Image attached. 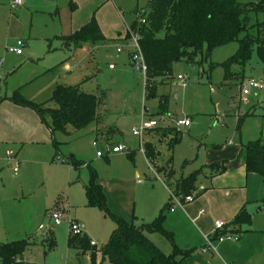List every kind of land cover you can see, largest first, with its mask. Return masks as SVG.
<instances>
[{
  "label": "rangeland",
  "instance_id": "1",
  "mask_svg": "<svg viewBox=\"0 0 264 264\" xmlns=\"http://www.w3.org/2000/svg\"><path fill=\"white\" fill-rule=\"evenodd\" d=\"M47 1L51 3L50 8L53 2L60 5L52 12H36L31 28L32 36L36 37L28 39L26 35L20 56L6 53L9 47H17V41L6 44L7 35L3 32L6 26H0V63L4 76L0 83L3 99L0 122L9 120L7 126H0L3 131L0 136L3 138L0 139V242L33 237L31 241L36 247L26 253L25 264H89L91 254L102 250L116 227L103 210L88 204L86 187L91 170L96 172L97 183L102 185L112 213L127 220L134 214L151 223L170 202V184L174 179L189 176L213 162L227 161L232 166L225 178L228 183L221 178L202 176L198 181L199 190H206L202 196L182 202L181 206L173 201L175 210L164 211V227L172 233L173 241L161 233H154L150 240L167 255L174 253V247L184 253L192 250L193 264H264V205L261 202L264 182L256 175L247 180L239 177L243 146L258 141L264 144V67L256 51L245 67L231 68L233 76L228 81L220 64L236 54L238 42L216 48L202 65L179 62L173 66L166 84L159 85L155 96L146 100L145 75L132 66L131 49L117 54L119 45L109 41L96 47L85 43L70 53L62 49L54 36L62 33L61 18L71 19L75 11L82 26L96 12L93 16L106 37L112 39L130 29L137 18L136 9L145 8L151 0H78L75 10L70 6L72 0ZM237 1L251 4L259 0ZM63 13L68 18L62 17ZM263 19L262 15L253 16L254 22ZM41 34H47L50 40H43L39 37ZM243 37L241 34L239 39ZM67 65L72 68L69 73ZM179 76L184 81H179ZM250 80L262 84V88L242 97L241 90ZM59 84L81 85L84 93L100 97L98 121L79 131L68 126V133L56 132L54 139L49 133L48 143L37 138L39 141L34 144L13 142L11 130H16L15 118L23 120L24 117L30 122L34 115L43 124L33 109L13 106L4 98L20 89L26 98L39 104L47 102V107L54 108L55 103L49 100ZM185 118L191 120V126L176 128L174 122ZM144 121L156 122L158 137L162 129L173 128L158 142L154 160H147L140 137L132 132L140 129ZM148 140L156 143V137L149 133L144 136V143ZM109 144L111 147L126 145L130 151L99 158L97 151ZM7 152L18 156L21 166L17 172ZM170 157H173L174 177L167 180L159 168ZM74 161L80 163L77 168ZM238 196L251 198L248 205L253 214L251 228L257 229L241 237L233 235L223 242L210 237L217 221L229 222L226 205ZM260 204L262 212L257 211ZM59 207L66 211L62 224L57 226L51 214ZM200 211L204 215L197 219ZM70 220L83 227L76 240L85 235L86 249L78 241V246H69ZM49 231L57 243L52 251L45 247ZM208 239L211 250L203 252L209 247ZM91 241L97 244L95 248L89 246ZM195 252L201 253L207 262ZM102 262L108 264L103 258Z\"/></svg>",
  "mask_w": 264,
  "mask_h": 264
},
{
  "label": "trees",
  "instance_id": "2",
  "mask_svg": "<svg viewBox=\"0 0 264 264\" xmlns=\"http://www.w3.org/2000/svg\"><path fill=\"white\" fill-rule=\"evenodd\" d=\"M135 14L137 18L127 33L126 41L131 37L130 31L139 36L142 55L148 68L145 76L146 100L155 96L159 85L166 84L175 64L183 61L190 65H202L213 50L232 42L239 43L236 54L220 64L225 69L226 81L232 79L231 68L236 65L245 67L255 51L264 67V19L261 22L253 21V16L262 15L264 18V0L251 4H241L237 0H151L145 8H137ZM139 16L145 18L144 24L139 23ZM241 34L244 37L239 39ZM61 40L65 50H76L85 43L96 46L110 41L103 36L95 19L72 35L61 37ZM5 99L37 112L54 137L56 132L68 133V126L79 131L97 121L101 98L84 93L80 85L59 84L49 100L55 103L54 108L47 107V102L39 104L25 98L19 90ZM171 129L173 128L162 129V133H159L160 141ZM55 145L58 147L56 141ZM144 150L147 160L156 159L155 143L146 142ZM244 150L247 173L259 174L264 181V144L260 141L251 142L244 145ZM172 163L173 157H170L159 168L168 180L174 176ZM79 165L74 161L75 168ZM207 168L213 176L226 171L224 162L213 163ZM203 174L204 168H201L174 181L170 184L171 195L182 201L188 196L197 198L203 193L198 192L197 187L199 177ZM86 196L89 206L103 210L116 225L109 241L101 250L103 259L108 264H182L184 259L191 256L192 251L184 253L177 247H174L173 254L167 255L150 240L151 234L161 233L173 241L172 233L164 227V211L171 208V198L159 217L151 223L140 221L136 217L128 222L109 210L106 195L102 186L97 183L94 170H91ZM251 223L252 215L244 207L230 225L239 234L243 226ZM76 237L79 236L69 237V246H78V241L81 248L86 249L88 244L85 242V235L80 240H76ZM33 246L35 243L30 238L0 243L1 264H24V255ZM56 246L54 234L49 231L45 247L47 251H52ZM95 259L93 252L92 264H96Z\"/></svg>",
  "mask_w": 264,
  "mask_h": 264
},
{
  "label": "crops",
  "instance_id": "3",
  "mask_svg": "<svg viewBox=\"0 0 264 264\" xmlns=\"http://www.w3.org/2000/svg\"><path fill=\"white\" fill-rule=\"evenodd\" d=\"M75 1L78 2V0H72L71 1V4H70L71 9H74V10L77 9L76 2ZM49 4H51V3H49L47 0H24L23 3L20 6H12L10 0H0V26H2V25L3 26L4 25L6 26V31L3 30V32H5L6 35H7V43L6 44H11V43H14V41H17V45H18V43L21 41L23 43V46H24V42L23 41H25V37H26L27 34H28V39L29 38H32V37H36V36H32V29H31V28H33V23H34V18L36 16V12L37 11H40L42 13L43 12H49V11L52 12L56 8V6H59L60 5L58 3H54L53 2L52 7L50 8ZM93 7H95V6H93ZM58 11H59V9L57 8V12ZM72 14L73 15H72V18L71 19L64 20L63 18H61V20H62V27H61L62 33H61V35L59 34V35L54 36V37H56L60 41L63 50H65V48L63 46V41L61 40V37H67V36L72 35L76 31L80 30L82 27H84L85 25H87L92 19H95L94 16H96V12H95L93 14L94 16L92 15L90 17V20L88 22L82 24V26H79L80 25L79 24V21L76 19V12L74 11ZM62 17L68 18V17L65 16V13H63ZM75 19H76V21H75ZM98 24H99V22H98ZM99 27H100V29L102 31L103 36L107 40H110L111 43H115L116 45H119V46H124V49L129 48L128 45H127V43H128L129 40L126 41V36H127L128 31H129V28H126V32H124V33L119 32V34L117 36H115V37H113L111 39V38L106 37V35L104 34L103 29L101 28L100 24H99ZM47 34H49V33H47ZM47 34H41V36H39V37H42L43 40H50V39H48ZM107 42H109V41H107ZM101 44H104V43H101ZM98 45H100V44H98ZM98 45H96V46H98ZM96 46H94V47H96ZM49 48H50L49 50H51V46ZM67 51L70 52V53H72L74 51V49H70V50H67ZM6 53L12 54L11 52L8 51V49H7V52ZM9 54H5V56H8ZM13 54H16V53H13ZM16 56H20V55L16 54ZM69 58H71V57H69ZM2 62H4V60ZM65 62L67 63V60H65L64 63ZM0 65H1V63H0ZM66 70H67L68 73L71 72V70H72L71 66L70 65H67L66 66ZM0 83H2V81ZM80 87H81V85H80ZM15 91H17V90H15ZM19 91H21V90L19 89ZM13 93H12V95H13ZM8 97H10V96H6L5 98H8ZM1 98L2 97H0V99ZM4 101L9 102V104H13V106H18L19 108H22V109H26L27 108V107H23V106L16 105V104L12 103L11 101H9L7 99H5ZM1 103H2V101L0 102V104ZM30 109L31 108H28V111ZM19 110H21V109H19ZM21 111L24 112V115L26 114V111H24V110H21ZM9 118H12L11 115L9 116ZM99 118H100V112H99ZM185 119H189V118H185ZM40 120H41V118H40ZM177 120H181V119H177ZM14 122H15L14 128L16 130H13V129L11 130V133L14 135L13 136L14 137L13 138V142H19V143L29 142V143H33L34 144L35 142L37 143V141H39V140H40V142H43V143H48L50 141L49 133H50V135H52V133L50 132V130L45 126V124L41 120L42 124L46 127V129H45L46 131H43L42 128L44 126L39 123V120L34 115H31L30 122L29 121H26V119H24V117H23V120L20 119V118L19 119L18 118H15L14 119ZM175 122H174V125H175ZM7 123H9V120H7V122H5V120L4 121H1L0 122V126H2V125H6L7 126ZM30 123H33V126H30ZM175 127H176V125H175ZM170 128H172V127H166V129H170ZM186 128H188V127H186ZM6 129H7V127H6ZM157 130L156 131H152V132L150 131V132H147L146 133V134L149 133L150 136H153L154 135L156 137V140H155L156 147L158 146V141L160 142L159 137L155 135L156 133H158ZM4 132H5V130H4ZM2 135H3V131L0 130V136L2 137ZM52 137H53V135H52ZM35 138H37L39 140H36ZM0 139H3V138H0ZM142 140H143V141H141L142 142V149H143V152L145 154V150H144V144H145L144 143V137H143ZM147 142H149V140ZM117 145H120V144H117ZM117 145L115 144V146H117ZM115 146H113V147H115ZM157 152H158V147H157ZM244 153H245V150H244V146H243V150H242V154H241V158H240V171H239V177L241 178V180H242L243 177H246V180H247L250 176H255L256 175V176H258L261 179L262 182H264L263 181V178L259 174L247 173L246 166H245V163H244ZM119 154H121V153H119ZM109 155H111V154H108L107 156H104L102 158H108ZM112 155H118V154H112ZM15 157H18V156L15 154ZM17 161H18L19 167H20L21 166V162H20L19 159H17ZM218 162H224L225 163L226 171L223 174L216 175V176L214 175L213 176L211 174L210 170L207 167L209 165L213 164V163H218ZM213 163H211V164H209L207 166L202 167V168H204V174L202 176H205L207 178H221L222 179V182L228 183V180L225 179V178H226V175H228L230 173V170H231L232 166H228L227 161H217V162H213ZM15 168H16V163L14 162V170H15ZM202 176H200L199 179ZM176 180H178V179H174V181H176ZM197 187H198V183H197ZM103 191H104V189H103ZM202 191H203V193L200 196H202L206 192V190H199V188H198V192H202ZM104 193H105V191H104ZM200 196H198L197 198L195 197L194 200L195 199H198ZM171 197H172V195H171V189H170V198ZM250 200H251V198H245L243 196H238L234 200L228 201L229 203L226 205L225 212L227 214V217H228V221L229 222H227V224H225V228H224L223 231H218V232L217 231H214L212 233L213 235H211L210 237L213 236L214 239H217V240H218V238H217L218 235H225V236H231V237L233 235H237V236L241 237V236L244 235L245 232H248V231L252 230L251 226L253 224V214L250 213V211L248 209V205L250 203ZM261 202L264 205V199ZM167 203H169V201ZM172 205H173V200L171 198V208H170V210L173 212L175 210V207L172 208ZM244 207L252 215V223L249 226H243L241 228V231L242 232L238 234L237 232L234 231V229L230 225V223L233 221V219L235 218V216L240 212V210L242 208H244ZM257 207H258L257 208V211L258 212H262V210H263L262 207L263 206H261V204H260ZM56 210H61V211H63V213H65V211H66L65 208H61V207H59ZM201 212L202 211H200L198 213V215L196 217L197 219L198 218H201V216L204 215V214L201 215L200 214ZM116 215H118V214H116ZM118 216L124 218L128 222H131L134 217H136L140 221L146 222V220H145L144 217H141L140 218L139 216H136L134 214H133L131 220H127L125 217H123L121 215H118ZM216 223H215V225H216ZM255 229H257V228H254L253 230H255ZM153 234H151L149 237L152 238ZM29 238L31 240L34 239L33 237H29ZM0 243H2V242H0ZM34 247H36V246H33L27 252L32 251ZM90 247H92V246L90 245ZM92 248H95V247H92ZM189 251H192V250H189ZM26 253H25V255H26ZM92 254H91V257H90V263L89 264H92ZM194 254L195 255L196 254L199 255V253H197V252H195ZM25 255H24V258H25ZM95 256H96L95 263L96 264H103V262L101 263V260L103 258L101 251L95 252ZM199 257L202 260H205L204 262H207V260L204 259V257H202L201 253H200ZM188 258L184 259L182 264H193V260H195V259L193 258L192 254ZM24 264H25V262H24Z\"/></svg>",
  "mask_w": 264,
  "mask_h": 264
},
{
  "label": "built area",
  "instance_id": "4",
  "mask_svg": "<svg viewBox=\"0 0 264 264\" xmlns=\"http://www.w3.org/2000/svg\"><path fill=\"white\" fill-rule=\"evenodd\" d=\"M24 0H10L11 5L12 6H20L23 3ZM144 13V11H142ZM139 23L144 24L145 23V18L144 17H140L139 16ZM131 37L129 38V41L127 43L128 47L132 50L131 51V60H132V66L138 70L143 72V74L146 76L147 73V65L145 63L144 57L142 55V51H141V47H140V43H139V36L137 34H133L131 33ZM22 46L23 43L20 41L17 45V47H10L8 48V51L11 53H16L18 55L22 54ZM124 50V46H119L117 48V53L121 54ZM110 68L112 69L113 66H110ZM4 80V76L2 75V65H0V82ZM179 81H184V78L179 76L178 77ZM187 82H185L186 85ZM262 88V84L257 83L253 80H250L243 88H242V97H247L250 95L252 90H258ZM175 125L177 128H181V127H189L191 125V120L190 119H181V120H177L175 122ZM158 129V126L156 124V122L154 121H144L141 128L140 129H133V134L137 137H140L141 141H143V137L147 132H152V131H156ZM94 147L98 148V143L94 142ZM130 149L126 146V145H117L115 147H111V145H106L104 150H98L97 151V156L102 158L104 156H107L108 154H119V153H123V152H129ZM6 156L9 158L10 161H14L16 163V168H15V172H17L19 170V163L15 157V155L12 152H7ZM172 200L179 206H181L182 202H191L194 200V196H188L186 198H184V200L182 201L180 198L175 197L174 195H172ZM201 215L204 214V212L202 211L200 213ZM51 217L54 221L55 225H61L63 222V217H64V213L61 210H55L53 211V213L51 214ZM225 228V224L222 222H217L215 225V231H223ZM83 232V227L80 226L79 224L73 222L70 220V235L75 237V236H79L81 235V233ZM218 240L220 242H223L226 239H231V236H225V235H218ZM90 245L92 247H96L97 244L93 241L90 242ZM208 245L209 247L204 249L203 252H207L209 250H211V243H210V239H208Z\"/></svg>",
  "mask_w": 264,
  "mask_h": 264
}]
</instances>
